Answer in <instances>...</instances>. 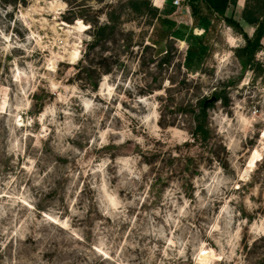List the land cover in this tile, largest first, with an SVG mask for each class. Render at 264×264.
I'll return each mask as SVG.
<instances>
[{
    "label": "rangeland",
    "instance_id": "374dc122",
    "mask_svg": "<svg viewBox=\"0 0 264 264\" xmlns=\"http://www.w3.org/2000/svg\"><path fill=\"white\" fill-rule=\"evenodd\" d=\"M187 5L0 0V264H264V47Z\"/></svg>",
    "mask_w": 264,
    "mask_h": 264
},
{
    "label": "trees",
    "instance_id": "16d2710c",
    "mask_svg": "<svg viewBox=\"0 0 264 264\" xmlns=\"http://www.w3.org/2000/svg\"><path fill=\"white\" fill-rule=\"evenodd\" d=\"M188 4L197 11L198 3L202 2L206 4L207 8L214 10L215 12L223 15L225 14L229 4L236 5L237 0H185ZM144 4L148 2L144 1ZM242 19L255 27V32L252 37H250L242 28L241 24L233 19H229L230 26L234 27L237 32L244 36L246 40L245 47L239 50V55L245 58V63L250 64L253 62L255 54L263 49L262 41L264 40V0H246L245 7L242 11ZM98 34L94 35L95 40H97ZM206 107L208 105L203 103L200 116L197 117L198 122L194 131V136L196 139L202 138L203 140L208 139L209 134L206 129L205 115Z\"/></svg>",
    "mask_w": 264,
    "mask_h": 264
},
{
    "label": "crops",
    "instance_id": "0c3cea01",
    "mask_svg": "<svg viewBox=\"0 0 264 264\" xmlns=\"http://www.w3.org/2000/svg\"><path fill=\"white\" fill-rule=\"evenodd\" d=\"M245 4H246V0H237V8L241 7V15H242V11L245 7ZM187 7H189V5H187ZM241 23H242V26L244 28V30L249 34V35H253L254 32H255V27L254 26H251L250 24H248L247 22H245L242 17H241ZM252 33V34H250ZM263 46H264V40H263Z\"/></svg>",
    "mask_w": 264,
    "mask_h": 264
},
{
    "label": "bare ground",
    "instance_id": "6f19581e",
    "mask_svg": "<svg viewBox=\"0 0 264 264\" xmlns=\"http://www.w3.org/2000/svg\"><path fill=\"white\" fill-rule=\"evenodd\" d=\"M56 7V6H55ZM58 7V6H57ZM81 25H82V23L81 22H79L78 23V25L77 26H75V28H78V29H80L81 28ZM74 28V27H73ZM78 51H75L74 53H72L73 54V57H77L78 56ZM79 57V56H78Z\"/></svg>",
    "mask_w": 264,
    "mask_h": 264
},
{
    "label": "built area",
    "instance_id": "2783aa9c",
    "mask_svg": "<svg viewBox=\"0 0 264 264\" xmlns=\"http://www.w3.org/2000/svg\"><path fill=\"white\" fill-rule=\"evenodd\" d=\"M182 2H183V0H173V5L174 6H181L182 5Z\"/></svg>",
    "mask_w": 264,
    "mask_h": 264
},
{
    "label": "water",
    "instance_id": "95a60500",
    "mask_svg": "<svg viewBox=\"0 0 264 264\" xmlns=\"http://www.w3.org/2000/svg\"><path fill=\"white\" fill-rule=\"evenodd\" d=\"M216 101V97L215 96H212L210 99H208L206 101V103H212V102H215Z\"/></svg>",
    "mask_w": 264,
    "mask_h": 264
}]
</instances>
